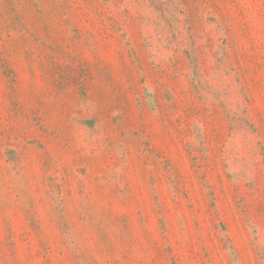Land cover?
<instances>
[{
  "label": "rangeland",
  "instance_id": "obj_1",
  "mask_svg": "<svg viewBox=\"0 0 264 264\" xmlns=\"http://www.w3.org/2000/svg\"><path fill=\"white\" fill-rule=\"evenodd\" d=\"M0 264H264V0H0Z\"/></svg>",
  "mask_w": 264,
  "mask_h": 264
}]
</instances>
